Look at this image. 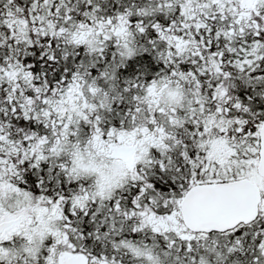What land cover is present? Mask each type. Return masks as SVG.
Segmentation results:
<instances>
[{
	"label": "snow or ice",
	"instance_id": "snow-or-ice-1",
	"mask_svg": "<svg viewBox=\"0 0 264 264\" xmlns=\"http://www.w3.org/2000/svg\"><path fill=\"white\" fill-rule=\"evenodd\" d=\"M0 264H264V0H0Z\"/></svg>",
	"mask_w": 264,
	"mask_h": 264
}]
</instances>
